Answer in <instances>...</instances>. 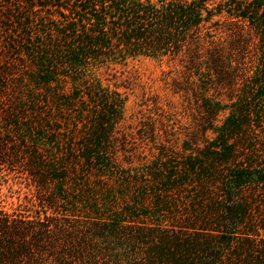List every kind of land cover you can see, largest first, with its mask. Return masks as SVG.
I'll use <instances>...</instances> for the list:
<instances>
[{
    "label": "trees",
    "instance_id": "trees-1",
    "mask_svg": "<svg viewBox=\"0 0 264 264\" xmlns=\"http://www.w3.org/2000/svg\"><path fill=\"white\" fill-rule=\"evenodd\" d=\"M115 52L183 67L196 112L181 168L161 143L146 172L123 169V97L59 83ZM0 163L25 179L0 209V264H264V0H0ZM134 189L170 224L90 215Z\"/></svg>",
    "mask_w": 264,
    "mask_h": 264
},
{
    "label": "rangeland",
    "instance_id": "rangeland-1",
    "mask_svg": "<svg viewBox=\"0 0 264 264\" xmlns=\"http://www.w3.org/2000/svg\"><path fill=\"white\" fill-rule=\"evenodd\" d=\"M212 18L216 20L218 16L214 15ZM209 33L211 35L206 39L213 40V43L223 47L231 40L230 31L220 26L211 27ZM182 70L183 67L172 61L168 55H123L115 52L90 59L80 67V71L63 72L66 75L59 76L61 78L59 83L64 85L66 91L74 87L82 88L84 91L85 85L90 81L94 85L97 83L120 93L123 97L122 115L115 128L118 136L127 138L130 151L124 156L119 151L117 153L121 159L130 161V163L121 162L123 169L129 173H142L153 167L159 151L156 147L161 143L175 151L178 161L171 162L173 165L181 168L183 161L185 162L184 146L189 143L187 141L189 136H193L192 131L195 126L191 114L196 111L194 105L189 104V99L185 98L184 91L174 82L175 79L183 83ZM226 102H228L226 99L222 100L220 106ZM228 111L221 108L218 118L223 119ZM221 121L218 120L217 125H220ZM162 127L168 131L164 132ZM207 135L210 140H216V133L208 131ZM200 146L202 147V143ZM90 178L94 179L93 176ZM24 182L21 167L9 169L0 163V209L15 211L17 188L18 185L23 186ZM137 192L135 189L129 190V198L122 200L117 197L119 194L114 190L115 197L109 195L101 201L105 203L103 208L105 212L90 213V215L108 220H120L119 223L169 225V218L164 220L158 210L159 207L155 206L157 204L155 201L148 198L142 204L135 202L142 199L135 197ZM108 209H111L112 214H109ZM28 213L33 214V212ZM261 223L264 226V219ZM258 231L264 243V228H258Z\"/></svg>",
    "mask_w": 264,
    "mask_h": 264
}]
</instances>
